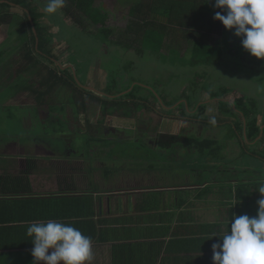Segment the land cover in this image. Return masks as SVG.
<instances>
[{
    "label": "rangeland",
    "instance_id": "obj_1",
    "mask_svg": "<svg viewBox=\"0 0 264 264\" xmlns=\"http://www.w3.org/2000/svg\"><path fill=\"white\" fill-rule=\"evenodd\" d=\"M34 1L37 3V10L43 13L42 8L46 5L47 0ZM135 4H137V0H126V2L121 0H96L94 7L102 8L109 14L105 27L126 30L133 21V16H130V8ZM9 11L23 15L21 9L15 7H11ZM43 14L41 25L47 28V34L51 36L49 38L53 50H46V52L39 55L36 52L33 53L35 59L42 61L41 64L35 65L34 61L25 58V54L32 49L25 45L23 38L25 36L21 35L22 32L16 30V27L10 26V20L4 23L5 26L2 27L0 32V45L11 31L13 36L6 46L15 47L11 50L12 54L0 57V63L3 64L0 65V158L11 156L10 154L18 156L21 154V150L27 148L28 142L32 140L34 145L36 143L41 144L48 150L51 149L53 152L62 153L63 156L67 155L69 157L79 156L80 152L82 154L88 153L91 147L93 149V152H89L91 157L95 158V155H101L100 158L108 163L104 169L108 177L121 174L122 166H124L123 170H125L127 176H144L143 173H152L156 177L155 183H158V180L161 179L168 182L173 179L168 175L182 176L190 173L184 168L183 160L187 156L185 154H188L189 150L198 151L199 149L200 143L197 142L195 136H193V139L189 138L191 139V145L186 142V147L182 144V139H187L184 138L187 135L196 134L201 136L205 134L204 140H210L216 148V151H211V154L204 156L206 164L218 166L217 172L214 174L209 172L210 175L215 176L219 173L224 178L235 176L238 172H245L244 179L246 177H256L257 173L252 168L255 165L257 166L258 159L248 157L243 153L245 152L244 148H241L238 139L229 133L232 130L231 127L222 131L219 130V127L229 123V120L224 118V121L220 122L222 117H219L217 102L211 100L213 99L211 92L222 94V91L227 89L230 91L224 94V100L232 102L242 96L254 97L259 101L262 110L264 109V67H262L264 60L256 59L247 53L242 48L241 40L235 37L234 34L231 35L229 41L223 42L222 55L216 61L214 60L212 65L196 64L190 66L183 65L179 61L172 63V57L165 62L162 55L158 54L157 51H139L138 53V51L132 50L133 47L137 46L131 38L122 39L123 46H115V43L107 44L98 32L90 33V31H95L101 25L82 30L74 25L73 21L67 19L63 13ZM28 17L30 18L29 15ZM220 25L224 32L234 33V30H226L222 23ZM191 27V22L188 20H183L182 24L177 25L176 38L186 36L188 39L189 37L188 40L175 46L182 58L189 55L193 48L195 35L192 33ZM115 32L119 33L118 31ZM207 34L208 39L205 41L208 42L211 39L209 42L211 45H215L216 38L221 39L222 37V34L218 31L208 32ZM173 36L175 37V35H172L167 39L169 40ZM115 37L117 38V36ZM131 45H133L132 48ZM126 48H129V50H126ZM6 49L10 50V48ZM138 49H140V46ZM188 49H190V52H188ZM161 52L163 55H168V51L165 49ZM206 57L207 54L204 53L201 57L198 56L197 61L204 63ZM62 59L69 60V66L73 68L60 67L59 64H64ZM43 62L47 67L44 66ZM99 65L103 67L102 69L107 68L110 70L108 79L107 72L100 70ZM27 67L28 72H25L24 70H27ZM14 73L19 76L24 74L28 79L30 78L28 83L24 84L25 82L23 83L21 79H17L14 83ZM71 76L72 78H70ZM68 80L73 81L74 85L67 86L64 82L68 83ZM44 81H46L47 86L38 84ZM29 83L33 84L34 94L28 93L25 102L29 103L31 107L39 103L34 102L35 98L40 101L43 98L42 96H46L48 87L51 86L58 91L56 97L44 100V103L34 109L36 113L34 118L23 117V114L19 113L22 105L13 102L10 103L11 105H4L6 95L10 96L12 93L11 98L14 99L17 91H23L21 86L16 88V85L23 84L27 88ZM138 85L141 87L136 91ZM87 87H91L92 92L96 89V93H93L97 96L96 98H100L101 104L95 103L86 94L77 91H84L83 89H87ZM64 88L66 89L65 92H61ZM104 88L109 93L102 92ZM134 89L136 98L129 97L126 100L129 108L127 110L121 97L129 95ZM50 93H53V90ZM68 93H71V95L68 96ZM110 93H118L115 94L117 98L112 100L103 97V95L110 96ZM94 95L93 97H95ZM103 99L107 101L105 102ZM76 102L78 104L75 108ZM133 102H141L144 106L141 104L136 105ZM56 103L59 106L57 111L55 108ZM199 103L209 104L207 111L200 114V116L195 113V108ZM183 104L185 108L180 110ZM67 105L72 107L69 108V112L66 109ZM14 111L19 114H14ZM104 113L112 116H106ZM113 113L120 114L121 118L131 115L132 119L124 124L118 122L116 115L113 116ZM68 114H70V121H67L71 126L76 124H74V115L78 118L76 128L80 134L83 133V130L90 131L91 134L94 132L96 134L98 132L103 133L105 125L117 129L118 133L108 132L94 137V141L98 142L97 144H91V140L85 136L76 137L71 143L74 150H71L64 136H61L62 133H60V130L64 132L69 130L68 126L70 125L67 124V121H64L66 125L63 123V126H66L65 129L56 128L57 126H40L46 119L49 122V118H61ZM78 114L85 116V120H81ZM213 118L215 119L214 124L211 123ZM34 121L35 127L28 128L29 123ZM258 125L260 128H264L262 117H259ZM124 127L133 128L134 131L139 132L145 131L148 141L152 140L154 142L163 137L161 140L166 142L170 141L171 136H177L179 141L172 144L176 149L157 151L160 153V156H158L154 150L142 145L143 140L139 133L126 129L122 132L119 130L124 129ZM120 138H123V140ZM200 138L198 137V139ZM94 145L99 148L92 147ZM8 146H12L10 151H7ZM190 146L192 149L189 148ZM49 152L51 153L50 150ZM196 153L194 152L192 157H195ZM239 156L241 158L234 161V158ZM171 158H176L178 166H171ZM81 159L80 164L77 163L79 167L89 165L87 160L83 157ZM223 159L232 161L231 167L229 166L231 168L229 173L223 172L221 165ZM111 160H114V163H111ZM243 163L247 164L242 165ZM251 170L252 172H249ZM247 172H249L248 176H246ZM224 174L229 176H224ZM150 176L152 175H148V177ZM189 177L190 179L195 178L194 176ZM145 183L148 184V182ZM226 188L228 189V187ZM226 188L224 189L227 191ZM255 190L257 191V187H255ZM228 193L229 191L225 192L227 195ZM262 198L261 194L257 192L255 196L248 197L244 202L238 201V206L244 207L241 215L255 217L258 213V201ZM223 201L228 202L229 199H222L218 202ZM226 205L229 204L226 203Z\"/></svg>",
    "mask_w": 264,
    "mask_h": 264
},
{
    "label": "crops",
    "instance_id": "obj_2",
    "mask_svg": "<svg viewBox=\"0 0 264 264\" xmlns=\"http://www.w3.org/2000/svg\"><path fill=\"white\" fill-rule=\"evenodd\" d=\"M29 147V154L0 158V264H36L27 228L48 220L91 237L90 264H213L212 245L222 242L233 216L244 210L235 189L227 195L229 189L204 176L168 175L173 179L155 183V174L127 176L122 169L108 177L88 173L81 161L60 159L41 144Z\"/></svg>",
    "mask_w": 264,
    "mask_h": 264
},
{
    "label": "trees",
    "instance_id": "obj_3",
    "mask_svg": "<svg viewBox=\"0 0 264 264\" xmlns=\"http://www.w3.org/2000/svg\"><path fill=\"white\" fill-rule=\"evenodd\" d=\"M95 1L96 0H65L63 9L58 10V12L61 14L63 13L67 19L73 21L74 25L82 30L89 27L95 28V26L101 25V27L95 31H90V33L98 32V34L103 36V39L107 44L115 43V46H123L122 39L131 38L137 46L133 47V45H131L130 47H133L132 50H136L138 53L139 51H157L158 54L162 55L165 62L172 57V63L179 61V63L183 65L190 66L196 64L212 65V62L214 60L216 61L222 55L223 42H226V40L229 41L231 35L234 34L232 32H224L220 27L221 25L219 21L214 20L216 12L221 11L214 7L215 0H137V4L130 8V16H133V21L126 30L105 27L109 14L102 8L94 7ZM121 1L126 2V0ZM11 7L21 9L23 15L9 11ZM43 16L44 14L37 10V3L34 0H0V22L4 23L10 20V26H14L17 30L22 32L21 35L25 36L23 37L25 45L29 49H32L25 55L30 61H36L33 53L45 51L46 49L43 50V48H46L51 42V39L49 38L50 34H47V28L41 25V18ZM14 19L16 20L14 21ZM183 20L191 22L192 33L195 35L192 55L191 57L187 55L185 58L180 57L178 49L175 48L177 44L189 39V37L187 39L186 36H179L180 38H176L177 25L182 24ZM34 30H36V32H34ZM220 30L222 31L220 32ZM115 31H118L119 33H116ZM213 31H218L222 34L221 39H215V45L209 43L211 39L206 42L208 39L207 33H213ZM10 34L13 35V32H10ZM172 35H175V37L173 36V39L169 38L168 40L167 37ZM115 36H117V38ZM37 38L38 48L36 47ZM139 46L140 49H138ZM164 49L168 51V55L162 54L161 51ZM126 50H129V48H126ZM188 52H190V49H188ZM204 53L207 54L205 62L201 63L197 61L198 56L201 57ZM262 67H264V64ZM70 78H72V76ZM68 81V83L65 81L67 86L70 84H72V86L74 85L73 81ZM140 87L141 86L138 85L136 91ZM77 91L81 92V90ZM136 91L134 89L129 95H126V99L129 97L136 98ZM229 91L230 90L225 89L222 91V94L211 92L213 97L211 100L217 102L219 117H222L220 118V122H223L224 118L229 120V123L219 127V130L222 131L231 127L232 130L229 133L238 139L241 148H244L245 152L243 153L248 157L258 159L257 166L255 165L252 168V170L257 173L256 177H246V179H244L245 172H238L235 176L224 174V176H229L224 178L219 175V173L215 176L210 175L209 172L212 174L217 172L218 166H210L209 164H206L204 156L209 153L211 154V151H216V148L213 142L208 139L204 140L205 134H202L201 136L196 134L191 136L192 139L193 136H195L197 142L200 143L198 146L199 149L198 151L189 150L188 154H185L187 156L185 160H183V164L184 168L190 172L188 173L189 176L192 174L195 176L198 175V177L199 175L200 177L204 176L205 178L214 181L211 185L219 184L221 188L228 187L231 191L228 195H231L234 191L233 189H235L237 192L234 199L244 202L248 197H253L257 194L258 191L255 190V187L258 188V186L264 184V128H260L258 125L259 117H262L264 123V109L262 110L259 101L254 97L250 98L248 96H242L234 99L232 102L224 100V94ZM88 96L93 98V93L88 92ZM133 103L144 106L141 102ZM184 104L181 105L180 110H184ZM208 105L209 104L199 103L195 108V113L198 116L205 113ZM198 137L202 138L198 139ZM170 139L174 140L177 139V137L171 136ZM182 140V144L185 147L187 146V143L184 142H188L191 145V139L187 138ZM189 148L192 149L191 146ZM173 149H176V147L161 141L155 149L151 150H154L155 154L160 156V153L157 151ZM194 152H197V155L192 157ZM256 154L259 156H254ZM240 158V156L234 158V161L239 160ZM170 162L171 166H178L176 158H171ZM246 164L247 163H243L242 165ZM221 165L223 172L229 173L232 161L230 159H223ZM252 170L249 172H252ZM249 172H247L246 176H248Z\"/></svg>",
    "mask_w": 264,
    "mask_h": 264
},
{
    "label": "clouds",
    "instance_id": "obj_4",
    "mask_svg": "<svg viewBox=\"0 0 264 264\" xmlns=\"http://www.w3.org/2000/svg\"><path fill=\"white\" fill-rule=\"evenodd\" d=\"M64 5L65 0H47L42 12L56 14ZM214 7L221 10L214 20L226 30H234L247 53L264 60V0H215ZM211 123H215L214 118ZM257 191L264 197V184ZM233 217L228 231L219 237L222 242L212 245L213 264H264V198L258 201L255 217ZM27 236L32 238L31 254L36 264H90L93 258L91 237L70 224L31 222Z\"/></svg>",
    "mask_w": 264,
    "mask_h": 264
},
{
    "label": "flooded vegetation",
    "instance_id": "obj_5",
    "mask_svg": "<svg viewBox=\"0 0 264 264\" xmlns=\"http://www.w3.org/2000/svg\"><path fill=\"white\" fill-rule=\"evenodd\" d=\"M4 23H6V22H4ZM4 23H2V22H0V29H2V27L4 28V26H5V24ZM26 27V26H25ZM16 30H17V28H16ZM36 30H34V32H35ZM10 32L11 31H9V35H7L4 39H3V41H2V44L0 45V57L1 56H4V55H8V54H12L13 52H11V50L13 49V48H15V47H8V46H6L7 45V43L11 40V38H12V36L13 35H11L10 34ZM37 36V35H36ZM51 43V42H50ZM49 43V44H50ZM47 45L46 46V50H50V51H52L53 49H51V44L50 45ZM36 47L38 48V38H37V44H36ZM6 48H10V50H8V49H6ZM4 49H6V50H4ZM46 50L45 51H39V53H37V55H39V54H41V53H44V52H46ZM26 55V54H25ZM25 58L26 59H28L26 56H25ZM41 59L43 60V58L41 57ZM29 60V59H28ZM36 61H34L35 62V65H38V64H41L42 63V61L40 60V59H35ZM63 61L62 62H64V64H59L60 65V67H62V68H65V69H67V68H73V67H71V66H69L70 65V62H69V60H66V59H62ZM32 61V60H31ZM59 61V60H58ZM59 63V62H58ZM6 64V63H5ZM4 64V65H5ZM43 64H44V66H46L45 65V62H43ZM0 65H3L2 63H0ZM47 67V66H46ZM103 67H101L100 65H99V69L100 70H105V68L104 69H102ZM26 69V68H25ZM107 69V68H106ZM99 70V71H100ZM25 72L27 71L28 72V67H27V70H24ZM106 72V71H105ZM15 77H14V83L17 81V79H21V81L24 83V84H26V83H28V80L30 79H28L24 74H21L20 76L16 73H14L13 74ZM106 75H107V73H106ZM110 75V74H109ZM109 75H107L108 77H107V79L109 78ZM46 76H48V75H46ZM24 77H26V79L24 78ZM22 78H23V80H22ZM46 78V77H45ZM58 79H59V77H57ZM61 82V81H60ZM11 83H13V82H11ZM62 83H63V81H62ZM65 83V82H64ZM39 85H45V86H47V84H46V81H44L43 83H38ZM23 85V84H22ZM17 87H20V85H16V88ZM32 87H33V84L32 83H29V86L26 88V89H24L23 90V88H22V90L23 91H17L16 92V94L18 93V95H16L15 97L16 98H14V99H9L8 100V102H6L5 101V99H4V105L6 106V105H9L10 103H15V104H18V105H23V106H25L27 103L25 102L26 100L23 98V97H25V95L26 94H28V93H30L31 91H33V89H32ZM47 90H48V93H46L45 95L46 96H42L43 98H42V100H38L37 102H39L38 104H36L35 106H30V105H26V109L24 110L23 109V107H20L21 108V111L19 112V113H22L23 115L22 116H27V118L28 117H32V118H34V115L33 114H35V111H34V109L38 106V105H40L41 103H44V100H47L48 98H51V97H56L58 94V91L56 90V89H54L53 87H48L47 88ZM53 90V93H50L51 91ZM65 88H64V90H62L61 92H65ZM84 91H81L82 93H84V94H86L87 95V97H89L88 96V92H92V90H91V87H87V89H83ZM95 91H96V89H95ZM95 91H93L94 93H96ZM21 92V93H20ZM87 92V93H86ZM92 92V93H93ZM102 92H104V93H109L108 91H105V89L102 91ZM101 92V93H102ZM20 93V94H19ZM94 93H93V95H94ZM22 94V95H21ZM33 94H34V91H33ZM64 94H66V93H64ZM115 94H118V93H115ZM115 94H109L110 96H106V95H103V97H106L107 99H112V100H114V98H117V97H115L116 95ZM68 96H70L71 95V93H68L67 94ZM95 96V95H94ZM97 96H95V97H90L92 100H94L95 101V103H100V101L101 100H99L100 98H96ZM121 99H123L122 101V103L123 104H126L127 102H126V100H128V99H126V95L124 96V97H121ZM103 100H105V102L107 101L106 99H103ZM108 103V102H107ZM77 104H78V102H77ZM101 104V103H100ZM11 105V104H10ZM4 106V107H5ZM23 109V110H22ZM33 109V110H32ZM126 109L127 110H129V108H128V106L126 105ZM30 110H32V111H30ZM67 111L69 112V105H67ZM14 114H19V113H17V112H13ZM74 114V113H73ZM105 114V113H104ZM79 115V114H78ZM106 116H112L111 114H105ZM116 115V116H115ZM80 116V115H79ZM113 116H115L116 118H117V121L118 122H121V123H124V124H126V122H128V121H130L132 118V116L131 115H127V117L126 118H121L120 117V114H114L113 113ZM74 119H75V121H74V124L76 123L77 124V117L74 115V117H73ZM80 118H81V120L83 119V120H85V116H80ZM49 122H47V119L46 120H44L42 123H41V125L40 126H44V127H47V126H50V127H54V126H57L56 128H59V127H61L62 129H65V127L66 126H63V123L66 125V122H64V121H70V114H68L67 116H64V117H61V118H49ZM68 121H67V124L68 125H70L69 123H68ZM49 124V125H48ZM55 124H57V125H55ZM61 124V125H60ZM75 124V125H76ZM75 125H70V126H68L69 127V130H66V132H64V131H62V130H60V133H62L61 134V136H64V139L67 141V143H68V146L70 147V149L71 150H74L72 147H71V143H72V141H73V139H75L76 137H79V136H85L87 139H90L91 140V144H97L98 142H95L94 141V137H97V136H99V135H103V134H105V133H108V132H117L118 133V131H117V129H113V127H110L109 125H105V127L103 128V133H100V132H98L97 134H96V132H94V133H92L91 134V132L90 131H87V130H83L82 132V134H80L74 127H76ZM28 127V126H27ZM34 128L35 127V121L33 122V123H29V127L28 128ZM123 127V126H122ZM46 129V128H45ZM67 129V128H66ZM132 130V131H134V129L133 128H125L124 127V129H119L121 132L123 131V130ZM134 132H136V133H139L140 135H141V138H142V140H143V142H142V145H147V146H149V147H157L159 144H160V142L162 141L161 139L163 138H161V139H159V140H157V141H152V140H149L148 141V139H147V136H146V134H145V131H134ZM96 134V135H95ZM192 135H194V134H192ZM192 135H187V136H185L184 138H190ZM174 137H177V136H174ZM170 138V137H169ZM121 140H123V138H120ZM132 140V139H131ZM177 141H179V139L177 138V139H174V140H171L170 139V141H166V143H168V144H170V145H172L173 143H175V142H177ZM119 142H125V141H119ZM183 142V141H182ZM184 143H186V142H184ZM28 146H27V148L29 149L30 147L29 146H32V145H34V143H33V140L32 141H29L28 142V144H27ZM174 146V145H173ZM92 147H94V148H99L98 146H96V145H94V146H92ZM12 149V147H10V146H8V148H7V151H10ZM26 151V153L27 154H29L28 152H27V149H26V147L25 148H23L22 150H21V152H25ZM89 152H93V149L90 147L89 148V150H88ZM89 152L88 153H79V156H75V157H69V156H63L62 155V153H56V152H53L52 154L53 155H55V156H57V157H59L60 159H66V160H70V161H81L82 159V157H83V159H85V160H87V162L89 163V166H86L85 167V170H86V172H91V173H93V174H96V172L97 173H100V175H103V176H108V174H106L105 172V168L107 167V164L108 163H106V161H103V159L102 158H100V157H102L101 155H95L94 157L95 158H93V157H91L90 155H89ZM10 153H12V152H10ZM72 153H74L73 151H72ZM11 156H14V155H12V154H10ZM111 163H114V160H111ZM94 166H97L96 168H93ZM78 167V166H77ZM123 167L124 166H122V169H123ZM80 169H82V168H80ZM103 173V174H102ZM144 174H146L147 176L148 175H151L152 173H144Z\"/></svg>",
    "mask_w": 264,
    "mask_h": 264
},
{
    "label": "water",
    "instance_id": "obj_6",
    "mask_svg": "<svg viewBox=\"0 0 264 264\" xmlns=\"http://www.w3.org/2000/svg\"><path fill=\"white\" fill-rule=\"evenodd\" d=\"M36 32V31H35Z\"/></svg>",
    "mask_w": 264,
    "mask_h": 264
}]
</instances>
